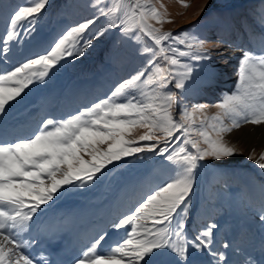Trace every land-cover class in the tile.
Returning a JSON list of instances; mask_svg holds the SVG:
<instances>
[{"label": "snow or ice", "instance_id": "6c2138e0", "mask_svg": "<svg viewBox=\"0 0 264 264\" xmlns=\"http://www.w3.org/2000/svg\"><path fill=\"white\" fill-rule=\"evenodd\" d=\"M48 5L49 0H26L5 6L0 0V18L6 25L0 37V62H10L11 42L22 44L23 39L32 38ZM95 6L96 0H89V7ZM120 11L96 7L94 15L54 39L37 40L43 51L21 60L14 69L0 70V264H169L167 257H172L171 264H200L198 254L211 256L209 264H237L228 252L214 246L218 224L211 221L198 227L192 212L200 169L225 168L223 162L236 155L226 134L244 124L264 125V0L252 12L260 32L251 31L247 22L241 25L250 44L259 41L255 48L226 39L225 34L233 31L227 21L220 22L214 38L196 32L195 26L177 34L162 32L152 23L165 21L151 0H130L120 16L95 27L101 16ZM113 29L134 45L139 44L140 34L154 42V48L137 47L143 64L119 79L106 96L66 116H45L30 134H24L21 124L10 122L16 106L27 96L26 89L31 91L34 83L46 84L55 75L54 69L59 71L64 63L84 57ZM208 44L224 51L239 50L242 58L234 90L211 105L218 109L213 122L201 120L197 127L193 114L203 113L207 106L193 104L190 98L202 83L200 71L207 66L203 62L212 60ZM139 128L145 131L137 140L132 132ZM152 141H163V146L157 151L158 144L139 143ZM105 144L106 149L101 147ZM142 153L161 157V167L170 174L110 218L82 255L69 261L53 259L39 231L46 215L43 205L72 189L111 187L121 179L117 170L133 164L132 158L145 160ZM256 163L264 170V154ZM137 183L127 180L120 191H134ZM223 187L209 190L204 202L219 197ZM248 196L260 203L259 218L264 222V184L251 188ZM107 228L119 239L105 249ZM245 243V247H233L225 242L220 247L242 255L240 264H264V238L258 244L260 260L247 251L256 245Z\"/></svg>", "mask_w": 264, "mask_h": 264}, {"label": "rangeland", "instance_id": "374dc122", "mask_svg": "<svg viewBox=\"0 0 264 264\" xmlns=\"http://www.w3.org/2000/svg\"><path fill=\"white\" fill-rule=\"evenodd\" d=\"M2 2L5 6H8L10 4H24L26 0H2ZM151 3L162 13L164 23L156 24L154 21L152 22L162 32L177 34L183 30L193 29L195 26L196 32L206 33L209 37L214 38L220 32V22L227 21L233 25V31L225 34L226 39H238L243 46L251 48L258 46V40L255 43H249L241 25L247 22L251 31L260 32L261 29L253 20L252 12L253 9L260 5L261 0H151ZM129 4L130 0H96V6L89 7V0H49V5L42 10V18L37 25V32L32 34V38L23 39L22 44L10 43L12 48L10 61L12 62L7 64L0 62V70L14 69L21 60L43 51L44 49L37 45V40L54 39L67 27L94 15L96 7H116L121 10L114 14L101 16L95 26L99 27L106 24L109 20L120 16L122 11L128 8ZM161 5H163V8L160 7ZM5 27L3 19L0 18V37H3ZM140 35L139 44L134 45L127 40L121 39L119 29L109 30L95 44L94 48L89 49L84 57L77 59L74 63H64V66L59 71L54 69L55 75L47 79L46 84L34 83L30 86L31 91L26 89L27 96L25 99L27 97L36 98L38 105L42 109L41 115L39 114L32 127H37L39 121L47 115L66 116L106 96L119 79L128 76L138 66L143 64L144 58L137 55V47H155L154 42L150 38L143 34ZM177 47L184 48L183 45H177ZM206 47L213 54V57L211 61L203 62L207 66L200 71L202 83L196 88L194 95L190 98L193 104L198 103L207 106L203 113L196 112L193 114L197 127L201 120L206 119L207 123H212L211 118L216 115L218 109L211 105L219 102L224 93H231L234 90L237 76L236 73L234 74V70L230 69H237L238 61L242 58V53L239 50L228 49L224 51L215 44H208ZM240 54L241 56L236 61L235 57ZM221 56L228 58V62L225 63V59H222ZM181 59L187 60V58ZM192 63L196 62L192 61ZM229 72L234 82L223 87L222 85L226 84L230 78ZM233 76H235L234 79ZM171 87L172 85L170 84L169 88ZM147 90L148 88L144 87V91ZM25 99L24 101H26ZM11 103L15 104L14 101ZM22 104L17 105L13 112H17V109ZM16 116V114L11 115V123H19L20 117L16 118ZM245 125H242L239 129ZM22 128L25 129L26 127ZM239 129H234L225 136V140L236 152L234 157L223 162L226 167L222 169L215 167L200 169L202 185L201 189H196L194 197L196 207L192 212V217L196 219L198 227H203L211 221L218 224V228L214 230V246L218 247L220 251L228 252L229 257L237 264L242 262L243 256L234 254L232 248L224 249L220 245L227 242L233 247H245L246 241L252 244L259 243L262 239L260 238V233L264 232V222L259 218L262 211L261 205L258 201H254L248 196L251 188L264 184V170L260 169L256 163L264 147L258 140L251 143L243 137H238ZM144 131L145 129L139 128L133 130L132 135L136 136L138 140V135L143 134ZM232 133L236 137L231 136ZM179 135L180 133L176 134V136ZM256 136H258V139L260 138L259 135ZM139 143L141 145L146 143L158 144L157 151L159 147L163 146V141ZM101 147L106 149L107 144ZM188 147L190 148V146ZM140 155H143L146 159L136 162L135 158H132L133 164L118 169L116 175L121 177V179L114 182L111 187L103 185L90 189H72L71 192L62 196V200L68 203L75 200L83 203H91L93 201L99 207L94 212V215H97L96 226L99 233L102 227H106L110 218L117 215L120 211L127 210L135 200L139 199L141 192L155 187L170 174L169 169L161 167V157L153 153H142ZM249 156L254 158L250 160L248 159ZM164 163L167 162L165 161ZM254 169L258 172L256 173ZM127 180H134L138 183L134 191L122 193L120 188ZM222 185L224 186L222 194L216 199L205 203L204 198L207 192L209 190L215 192ZM71 217L66 216L56 219L53 226L46 224L49 221L48 219L44 221V226H39V231L42 235L49 233L43 241L47 245H51L52 242L54 244L49 247V252L52 254V258L54 257L53 259H63L62 250L59 251V254L55 253V244L62 243L68 235L72 237L67 243L75 245L76 243L73 242L77 239V243H81L80 238H76V236L81 228L83 229L90 224L89 221L92 219L82 222L80 220L81 216L79 218ZM75 219L79 220L78 223H76ZM107 231H111L108 238L112 237V240H114L112 243H115L119 239L117 233L111 228H107ZM120 231L122 232L123 230ZM64 234L68 235L63 238ZM58 239L60 241H57ZM251 248L247 247V251L249 252ZM198 256L200 264H209L212 259L207 254H198ZM166 259L171 264L172 257H167Z\"/></svg>", "mask_w": 264, "mask_h": 264}, {"label": "bare ground", "instance_id": "6f19581e", "mask_svg": "<svg viewBox=\"0 0 264 264\" xmlns=\"http://www.w3.org/2000/svg\"><path fill=\"white\" fill-rule=\"evenodd\" d=\"M240 56H241V54L237 55L235 57L236 61H238V57H240ZM10 62H12V61H10ZM230 70H234V74H235L237 69L234 68V69H230ZM228 74L230 75V78H229V80L227 81L226 84H223V86H228V85L231 84V82H233L232 78H231V73L229 72ZM234 77L235 76H233V79H234ZM28 99H31V98L29 97ZM30 101H32V103H33L32 106H28V104L26 102L25 103L22 102L23 105H21L17 109V112H13L12 113V114H16L17 115L16 118L20 117V119L18 120L19 124H21L22 127H26L25 129L22 128L23 130H25L24 134H30L32 131H34L36 129L35 126L34 127H32V126L36 122V119L39 117L38 116L39 113L40 112L42 113V109L39 107L38 103H36L37 99L36 100L35 99L34 100H30ZM256 135H259L260 138L258 139V136H256ZM231 136H235V134L232 133ZM238 137H240V138L243 137V138L247 139L248 141H250L251 143H253L254 141L258 140V142L261 143L263 145V147H264V125L246 124L244 127L239 129ZM261 154H264V150L261 151ZM255 172L257 173L258 171L255 170ZM53 202H55V203L52 204V202H50V205H43V207L46 209V215L42 219H44V221L49 219V221L46 222V224H51V226H53L54 221L56 219H60V218L66 217V216H72L73 218H79L81 216L82 218L80 220L82 222L89 221V219L92 218L89 221L90 224H88L83 229L81 228L80 231L78 232V235L76 236V238H80L81 243H77L78 239L73 242V243H76V244H79V245L76 246V244L73 245L71 243H67L72 237V236H70L68 234H66V235H68V237H66V238H64L66 236L64 234V236H63L64 241L63 242L61 241L62 243L55 244V246H56L55 253L59 254V251L62 250L61 254L63 256V259H61V258L60 259L64 260V261H69L75 255H78V254L82 255L83 252L87 250V247L90 246L89 242L92 240V238L95 235H97V233H98V228L96 226L97 225V222H96L97 221V219H96L97 215H94V212L97 211L99 209V207L95 203H93V201L91 203H83V202H81L79 200H75L74 202L65 203L64 209L61 210L59 205L60 204L63 205V202H65V201L62 200V196L60 197V199L54 200ZM78 221L79 220H76V223H78ZM44 225H45V223L41 224L40 226H44ZM105 228H106L105 226L102 227L101 231L105 230ZM45 232H49V231H45ZM109 233H110V231H109ZM46 235H49V233L46 234ZM46 235H42V241L44 240ZM260 235H261L260 238H264V232H261ZM57 241H60V240L58 239ZM113 241L114 240H112V237H111L104 244V248L107 249L110 245L114 244V243H112ZM43 243H44V247H45L47 252H49V247L51 245H54L53 242L51 243V245H47L45 241H43ZM254 244L256 246L252 247L249 250V252L257 260H260V259H262V256H261L260 249L257 246V244H259V243H254ZM98 250H99V247H98Z\"/></svg>", "mask_w": 264, "mask_h": 264}]
</instances>
